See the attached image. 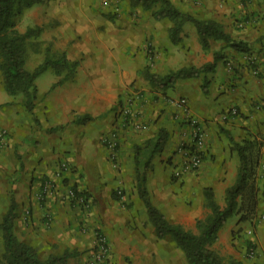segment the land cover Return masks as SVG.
I'll return each mask as SVG.
<instances>
[{
	"label": "crops",
	"instance_id": "obj_1",
	"mask_svg": "<svg viewBox=\"0 0 264 264\" xmlns=\"http://www.w3.org/2000/svg\"><path fill=\"white\" fill-rule=\"evenodd\" d=\"M55 1L62 4V9L96 10L92 12L95 15L81 14L76 23L87 25L83 40L84 56L83 59L79 57L82 60L76 70V79L78 87L84 84L88 92L80 102L74 88L68 91L70 89L64 87L56 93H47L48 88H54L58 81L53 68L44 72L48 76L45 81L40 83L37 79L38 96L40 99L45 97L43 103L49 107L48 111L51 113L56 106L58 110L55 109L51 116L54 123L27 134L20 148L52 150L36 155L28 153L22 175L14 184L16 195L8 199L0 192V224L14 200V232L20 240L33 245L40 255L44 252L42 249L48 252L47 257L69 252L70 264H85L86 256L96 242L95 231L101 230L110 246V264H129L128 258L132 259L131 264H141L139 257L152 264L154 254L158 256L164 242L156 235L154 226L146 229L141 225L148 213L145 210L143 216V210L138 212L142 199L137 189L135 147L155 141L162 131L167 135L164 150L153 159L152 167L148 169L147 187L151 198L153 186L162 190L168 183L167 179L157 178L156 171L163 169L170 160L173 173L181 157L177 151L180 143L191 139V127L185 122L187 116L173 102L185 97L189 114L200 123L204 133L205 158L193 176L200 179L204 187L214 189L216 201L223 207L226 190L237 182L240 172L241 160L235 144L243 145L254 140L261 146L264 142V74L255 75L244 62L243 54L246 52L237 51L222 40L210 39V47L205 49L197 27L191 21L184 23L180 39L174 43L171 38L172 21L155 13L161 2L146 7L143 3L132 4L125 0L122 11L113 13L112 0ZM169 1L194 17L217 21L233 39L246 42L250 47L248 52H258L255 53L258 59L264 57V2ZM101 8L109 9L102 11ZM146 41L152 43L156 53L149 67L144 48ZM261 47L262 50L258 51ZM66 54L71 60H79L78 54ZM218 54L222 56L213 68L197 77L177 78L170 86L155 84L146 77V70L166 76L181 68H200L214 63ZM226 59L236 62L233 71L224 64ZM140 64L145 66L141 68ZM130 82H134V86H129ZM121 93L126 103L130 96L133 100L131 119L126 126H122L117 111ZM10 102L11 95L4 86L0 87V120L12 117ZM74 103L83 104L81 109L87 114L72 117L69 113ZM22 106L30 112L24 103ZM232 107L237 109L236 114L230 113ZM61 124H65L63 128ZM48 125L53 127L49 131ZM56 130L58 136L55 133L51 136L50 132ZM76 133L81 134L76 137ZM107 139L118 141V148L106 147L104 142ZM54 148H70L68 159L73 160L76 167L68 174L69 183L88 192L87 197L91 201L88 209L71 206L51 191L45 197L44 205L39 202L38 194L44 180L55 171L58 150L54 152ZM72 148H80V156L74 157L77 151ZM262 148L264 144L260 151ZM188 177L184 175L179 180ZM4 181L0 175V190ZM117 187L124 188L126 194L123 198L115 197ZM166 198V205L180 203ZM154 205L159 206L158 203ZM28 208L31 214L27 217L25 211ZM183 209L181 204L179 210L182 212ZM47 213L53 215L50 224L43 221ZM163 213L170 221L182 226L185 224L175 219L174 214L166 210ZM231 218L234 216H230L220 228L218 242L231 232ZM82 226L87 229H82ZM241 261L249 262L243 258Z\"/></svg>",
	"mask_w": 264,
	"mask_h": 264
},
{
	"label": "rangeland",
	"instance_id": "obj_2",
	"mask_svg": "<svg viewBox=\"0 0 264 264\" xmlns=\"http://www.w3.org/2000/svg\"><path fill=\"white\" fill-rule=\"evenodd\" d=\"M114 1H116L117 3H115ZM260 1L264 2V0ZM111 2V7H113L112 9L115 11L113 13H117L118 11L120 12V10L122 11V7H124L122 4L125 3V0H112ZM61 5L62 4L56 3L55 0H42L40 3L27 8L21 15L18 16L16 20V29L20 33H26L29 28L35 30V34L27 40L26 65L30 70H33L44 60L47 54V48H50V52L54 55H58L63 52H69L73 55L78 54V58L81 56L83 59V49L85 47L83 40L86 37L87 25L83 26L76 23L78 21V18L81 17V14L95 15L92 12H96V10L91 12L89 8L77 10L73 7L62 9ZM258 5L259 4H257V6ZM101 9L102 11H107L109 8L107 10H104L103 8ZM128 11L130 10L128 9ZM111 13L112 12H110L109 14ZM103 14L106 15V13L104 12ZM79 43L80 47L78 46ZM144 48L146 51L147 59L146 65L147 67H149V65L154 62L156 53L154 51V46L149 41L144 42ZM262 48L263 47H261L258 51H261ZM80 49H82V51H79ZM255 53L258 52H246V54H243V59L244 62H246V65L253 71V73H255V75L257 76H260L264 74V57L258 59V56H256ZM82 59L79 58V61H81ZM224 64L226 65V67L228 66L232 71L236 68L237 65L236 62H231V60L228 59L224 60ZM144 66L145 65H141L140 67L143 68ZM76 73L69 79L58 83L62 78V75H57L54 70V74L56 75V78H58V81L55 83L54 88H48L47 93H56L59 88L64 87L70 89L68 91H72V89L74 88L76 93L78 94V98L80 99L78 102L83 100L82 97H84V95L88 92V89L83 86L84 84H81L82 86L78 87ZM45 74L47 73H42L40 77L37 78L39 79L40 83H42V81H45V78L48 77L45 76ZM2 84V76L0 74V87L3 86ZM129 86H134V82H130ZM47 95L48 94H46L45 96ZM44 98L45 97H42L40 99V95L38 96L37 93L33 114L27 112V110L22 106L24 100L22 94L11 95L10 104L12 105L13 115L9 118L8 116H6L5 119L3 117L0 120V175L3 179L6 180L4 181L5 183L2 184V190H0V192L8 199L13 194L16 195L14 184L18 179H20L22 175L21 171L25 168L24 160L26 158V155H28V153L30 152L34 155L43 154L44 152L47 153L48 150H52V148H20V145L23 144L22 141L26 138L25 136L27 134L40 129L42 130L45 125L54 123L51 116L54 114L55 109L58 110V106H56V108L50 113L48 111L49 107L43 103ZM124 98L125 97H123V94L121 93L120 98L118 99L119 105H129L131 109V115L133 104L132 97L130 96V98L127 100L128 103L125 102ZM82 105L83 104L74 103L69 114L72 115V117H78L83 114H87L81 109ZM130 115L128 117V120L131 119ZM191 117L187 118V120L185 118V122H188L191 127V139L187 141L189 143L192 142L193 137V127L190 123V119H195L194 117ZM65 124H61L62 128ZM197 124L200 126V123L198 121ZM51 126L52 125H48L47 131L53 128ZM54 133L56 136H58L57 130L55 132H50V135L54 136ZM80 134L81 133H76L75 136H80ZM60 139L62 140L63 138L60 137ZM263 144L264 142H261V146L257 144L254 148H261ZM104 145L113 149L118 148L119 143L118 141H111L107 139L104 142ZM72 149H75L77 151V153L74 152V157H78V155L80 156V148ZM56 150H58V152L55 171L53 172V177L50 176L46 178V180H44L43 188L38 194L39 202L41 203V205H44L43 202L46 201L45 197L48 195L49 191H51L50 193L60 196L63 201H65L67 204H70L71 206L77 205L81 206L84 209H88V207L80 202H77L71 196V192L74 191L78 195H85L86 197H89L88 192L85 189H79L82 190L79 191L76 187L77 185H74V183H69L68 174L74 172V169L76 167V165L73 164L74 161L68 159V152L70 148H54V152ZM169 161H167L168 165H165L163 169L156 171L157 178H160L162 180L167 179L168 183H166V185L164 186L165 189L162 190H160L161 187H157L156 185L153 186V189L151 191V199L153 200L154 204H159L158 207L161 209V211L164 212L166 210L174 214L175 219L178 218L179 220L185 222V224H183V227L185 229L198 232L197 221L199 219H204L210 213V208L208 207L205 196L203 194V187L205 184L200 179H196V176H193L196 170L190 173H186L185 175H189L187 179L179 180V178L175 177L172 173V164H170ZM254 179L256 186L258 185L259 187V193L262 196L260 200L258 215L253 219L241 220L242 214L234 213V218H231V232L227 233V235H223L220 242L216 240L209 245V247L215 250L217 254L222 258L224 263L229 262L231 259H237L241 261V258H243L245 261L250 262H248V264H264V254L262 253V250L264 249V148H262L259 153L258 166L255 169ZM166 192L167 195H165ZM114 193H116L115 197H117L118 195V198H123L126 194L124 188L122 187H117L114 190ZM166 197L176 200L180 203L174 205L168 203L166 205L164 201ZM166 200L168 201L167 198ZM139 202L138 212L140 213L143 210L144 216V211L146 210L145 206L141 200ZM181 204L184 208L182 212L181 210H179V206H181ZM27 210H29V213H27ZM25 213L27 217L30 216L31 209H26ZM193 215L196 216L195 219ZM52 216L53 215L51 213H47L44 216V223L50 224L53 219ZM141 225L146 229L153 228V225L149 221L148 217L146 220H142ZM82 229L87 228L82 226ZM95 232L96 238L98 234L104 235L101 230H96ZM161 239L164 242V246L162 247L165 251H158L157 257L156 254H154L155 256L152 264H190L186 258L185 253L176 245L175 241L172 238L164 237ZM95 246L96 242L93 249H90L91 251L89 250V254L88 256H86L87 261H84V263L110 264L109 258L102 263L93 262L92 250H94ZM42 250L44 252L41 253V256L46 258L48 252H46V250L44 249ZM3 252L4 245L1 232L0 264H7L5 259L3 258ZM128 259L129 264H131L132 259ZM139 259H142L141 264H149L144 260V258L139 257ZM69 262L72 261L69 260ZM69 262H67V264H70Z\"/></svg>",
	"mask_w": 264,
	"mask_h": 264
},
{
	"label": "trees",
	"instance_id": "obj_3",
	"mask_svg": "<svg viewBox=\"0 0 264 264\" xmlns=\"http://www.w3.org/2000/svg\"><path fill=\"white\" fill-rule=\"evenodd\" d=\"M41 1L0 0V74L3 86L10 95L22 94L24 106L30 112H33L35 108L38 93L36 79L39 75L49 68H53L57 75H62L58 82L61 83L74 75L80 64L79 60L69 59L65 52L54 55L50 52V48H47L44 60L33 70L27 68V40L35 34V30L29 28L26 33H20L16 29V20L27 8ZM130 2L132 4L143 3L146 7H152L154 4L161 2V7L155 13L172 21L171 38L174 43L180 39L179 34L184 23L191 21L197 27L201 43L205 49L210 47V39L222 40L227 43V46L237 51L248 52L250 49L246 42L233 39L225 31L222 24L213 19H201L180 11L169 0H130ZM221 56V54H218L212 64H206L200 68H181L166 76H160L146 70V77L155 84L170 86L177 78L197 77L201 72L208 71L213 68ZM166 142L167 135L162 131L155 141L135 147L138 194L146 207L149 221L153 224L156 235L159 238H172L185 253L190 264H245L237 259H231L229 262L224 263L222 258L209 245L218 239L220 228L234 213H241V220L253 219L258 215L262 196L254 179L260 153V148H254L257 143L254 140H248L243 145L235 144L241 160L240 172L237 182L226 190L225 205L223 207L217 203L212 187L205 186L203 188V194L210 208V213L204 219L197 221L198 232H194L185 229L181 224L170 221L154 205L149 195L147 187L148 169L152 167L153 159L164 150ZM14 206L15 201L12 200L11 208L0 224L3 232V258L6 263L67 264L71 255L69 252L43 258L33 245L17 237L14 232Z\"/></svg>",
	"mask_w": 264,
	"mask_h": 264
},
{
	"label": "built area",
	"instance_id": "obj_4",
	"mask_svg": "<svg viewBox=\"0 0 264 264\" xmlns=\"http://www.w3.org/2000/svg\"><path fill=\"white\" fill-rule=\"evenodd\" d=\"M173 102L180 106L186 114L187 118H190L188 110V100L185 97L174 99ZM118 115L122 126H126L129 122L128 117L131 113L129 105H121L118 108ZM230 112L236 114L238 111L236 108H231ZM192 118V117H191ZM190 123L193 129L192 142H182L178 147L180 154V161L173 171L175 177L180 178L186 173H190L199 169L203 163L205 148H203L204 133L201 126L197 124L195 119L191 120ZM71 196L77 201L90 207L91 201L85 195H78L74 191L71 192ZM29 213V210H27ZM110 255V247L104 235L98 234L96 238V246L93 250V262L102 263L105 262Z\"/></svg>",
	"mask_w": 264,
	"mask_h": 264
}]
</instances>
